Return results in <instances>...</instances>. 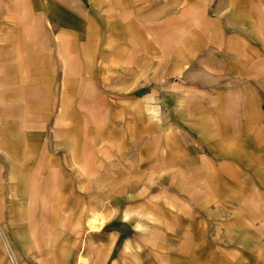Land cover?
Returning <instances> with one entry per match:
<instances>
[{
	"label": "crops",
	"instance_id": "1",
	"mask_svg": "<svg viewBox=\"0 0 264 264\" xmlns=\"http://www.w3.org/2000/svg\"><path fill=\"white\" fill-rule=\"evenodd\" d=\"M148 1L0 0V206L10 210L28 209V214L36 209L34 223H42L45 218L46 223L52 224L50 244L58 247L60 255L49 264L128 263L136 251H133L130 242H126L124 257L121 256L117 252V245L122 233L116 230L107 234V229L117 219L135 221L137 229H143L144 214L137 212L134 219L129 218L128 209L122 214L118 198L113 201L115 196L110 193L100 199H90L88 196L89 200L85 202L87 195L83 192L88 188L81 192V171L91 169L97 161L96 156L101 153L96 151L99 142L95 137L78 141L69 138L64 142L65 138L60 134H55L53 137L56 141L51 142L47 133L51 129L47 118L50 106L45 100L39 104L28 103V82L40 80L39 87L48 97L54 94L52 85L55 83L52 81H58L55 85H58L61 101L57 109L60 113L65 112L66 107L69 109L66 99L72 97V88L78 89L79 94L83 88L91 92L92 85L100 89L102 80L112 72V56L122 57L124 48L144 46L139 25H143L141 20L146 15L145 5ZM257 2L254 0L247 8L226 10V18L216 15L212 21L220 36L216 60L223 65L219 70L223 73L224 81L213 84L209 78L203 77L201 82L206 83L203 88L205 103L191 111L183 102L175 107L168 104L170 118L167 121L170 130L167 133L168 148L172 153L177 151L179 160L187 161L184 166L189 167L185 172H176L177 181L187 175L188 170L194 169L189 164L192 166L198 160L206 163L213 158L222 160L219 165L224 164L226 169L232 170L234 182L238 180L236 185L233 183V186H237V192L247 190L249 193L240 207L248 217L244 220L248 225H245L254 233H257L258 223L264 224V204L255 206L248 201L260 195V200L264 202V5L257 7ZM173 11H169L168 18L161 23L170 25L175 22L176 13ZM199 22L200 26L205 27L210 20L205 15ZM230 27L233 28L232 32L225 36ZM38 30L47 37L46 45L43 42L42 48L38 45L41 48L39 51L38 47L33 50L30 43ZM174 37H169L167 46H177ZM223 37L226 39L223 40ZM104 48L117 50L107 52ZM104 53L111 54L101 59L103 64L97 66L91 58L95 54L96 58L101 57ZM211 54L214 57L212 51ZM140 60L137 58L136 62L142 64ZM173 61L185 66L186 70L188 61L185 56H174ZM33 63L39 65L31 67ZM28 65L31 67L30 76ZM34 70L41 75L33 76ZM128 85H134L133 81L130 80ZM16 99L20 101L17 103ZM54 104L52 108H55ZM165 105L161 98L149 111L157 114ZM39 111L41 115L32 114ZM187 112H195L191 114L192 122L186 120ZM178 117L188 130L184 131V141L176 144L171 129L175 126L182 128L181 125L178 127ZM160 118L162 121L161 113ZM59 128L64 131L65 127ZM69 130L74 132L72 126ZM46 135L48 137L44 140ZM52 143H55L57 150L65 152H53ZM101 144L104 158L110 156L113 150L112 135ZM205 149L215 157L205 153ZM104 169H109L106 162ZM67 173L77 175L79 191L72 187L74 179L71 184ZM246 180L249 185L243 184ZM110 184L106 188L111 187L108 192L112 191ZM224 184L229 183L219 180V185ZM73 192H78L74 196V203L71 201ZM98 202L102 205H98ZM47 210L51 211L48 216ZM102 215L106 217L104 226L91 228L90 220ZM0 230L11 259L19 264L1 223Z\"/></svg>",
	"mask_w": 264,
	"mask_h": 264
},
{
	"label": "rangeland",
	"instance_id": "2",
	"mask_svg": "<svg viewBox=\"0 0 264 264\" xmlns=\"http://www.w3.org/2000/svg\"><path fill=\"white\" fill-rule=\"evenodd\" d=\"M251 2L254 0H149L145 5L146 15L141 20L143 25H139L144 46L124 48L122 57L112 56L116 64L113 62L112 72L102 80L100 89L92 85L91 92L81 88L82 93L79 94L78 89L72 88V97L66 99L69 109L66 107L65 112L57 110L61 102L58 85H55L58 81H52L55 83L52 85L54 97L44 96L39 79L28 82V103L39 104L45 100L50 106L47 118L51 129L47 133L51 142L56 141L53 137L55 134L63 135L64 142L69 141V138L78 141L89 137H95L96 142H99L96 151L101 153L94 161L98 163H94L91 169L81 171V192L88 188L83 192L87 195L85 202H88V196L90 199H100L110 193L115 196L113 201L118 198L122 214L126 209L131 219L138 215L137 212L144 214L143 229H137V222L124 219H117L107 229V234L116 230L122 233L117 245V252L121 256L124 257L126 242H130L133 251H136L126 264H264V224L256 223L257 233L250 232L247 222H244L248 217L240 207L242 200L248 197L247 190L237 192L235 185L238 180L234 182L232 170L226 169L224 164L220 166L222 160L216 158L206 163L198 160L192 166L189 164L194 169L188 170L187 175L177 181V173L185 172L189 167L184 166L187 161L179 160L177 151L172 153L169 150L167 134L170 131L167 122L170 118L168 104L175 107L177 103L183 102L189 111L197 109L202 102L205 103L203 88L206 83L201 82V79L209 78L213 84L224 81L223 73L219 70L223 65L216 60L220 36L212 21L217 14L226 18V10L247 8ZM261 2L264 0H258L257 7L264 5ZM171 10H175L176 21L170 25L161 23L166 21ZM205 15L210 23L203 27L199 20ZM182 19L184 22L181 23ZM232 30L230 27L225 36ZM34 35L30 43L33 44V50L38 47L39 51L43 43L46 45L47 37L40 30ZM171 36H175V47L167 46ZM103 50L115 52L117 49ZM96 54L91 60H95L99 66L103 64L101 59L111 53H104L97 58ZM179 55L185 56L188 61L186 70L185 66L173 61V57ZM123 57L126 58L122 61ZM142 57L143 60H140ZM137 58L142 64L136 62ZM37 65L33 63L31 67ZM31 67L28 65V76L32 75L29 70ZM33 73V76L41 75L39 71L34 70ZM130 80L134 85H128ZM161 98L167 104L165 108L157 114L149 111ZM20 99H16L17 103ZM53 103L55 108H52ZM192 113L195 112H187L188 122L193 120ZM32 114L41 115V112ZM177 120L178 127L181 125L182 128L175 126L171 129L176 144L184 141V131L188 130L182 124V119L178 117ZM63 125L64 131L59 128ZM110 125L112 127H105ZM71 126L74 132L69 130ZM111 135L112 154L104 158L101 143ZM51 147L53 152H65L57 150L55 143ZM204 151L210 153L207 149ZM210 156L215 157L211 153ZM104 162L109 165V169H104ZM66 177L71 184L74 179L72 187L79 191L77 175L67 173ZM219 180L229 184L219 185ZM108 183H111V192H108L111 187L106 190ZM243 184L249 185V181ZM77 193H72L73 203ZM256 197L248 201L255 206L263 205L260 195ZM98 205L102 203L98 202ZM27 211L0 206L1 226L6 229L19 264H49L60 255L58 247L50 244L52 224L46 223L45 218L40 224L34 223L33 215L37 210L31 212L29 209V214ZM46 214L50 215L51 211L47 210ZM100 217L106 218L104 215ZM145 217L152 218L147 220ZM10 254L0 230V264H15ZM103 257L107 258L105 255Z\"/></svg>",
	"mask_w": 264,
	"mask_h": 264
},
{
	"label": "bare ground",
	"instance_id": "3",
	"mask_svg": "<svg viewBox=\"0 0 264 264\" xmlns=\"http://www.w3.org/2000/svg\"><path fill=\"white\" fill-rule=\"evenodd\" d=\"M106 221V218L104 219L103 217H95L92 220H90L91 228H96L100 229L104 226V223Z\"/></svg>",
	"mask_w": 264,
	"mask_h": 264
}]
</instances>
